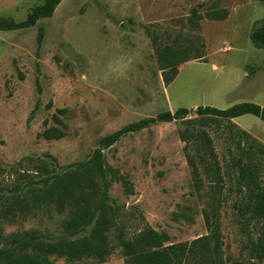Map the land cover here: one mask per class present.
Returning a JSON list of instances; mask_svg holds the SVG:
<instances>
[{
    "label": "rangeland",
    "instance_id": "obj_1",
    "mask_svg": "<svg viewBox=\"0 0 264 264\" xmlns=\"http://www.w3.org/2000/svg\"><path fill=\"white\" fill-rule=\"evenodd\" d=\"M43 1L0 0V17L21 22ZM262 19L261 0H63L52 17L33 27L0 31L4 236L29 230L46 238L63 233L67 214L54 205L34 206L28 192L30 180L48 174L37 166L39 159L53 163L47 165L51 173L85 162L105 135L164 111L189 108L188 119H196L199 106L227 109L254 102L264 107V49L250 39ZM153 40L191 48L184 58L203 44L205 57L180 64L167 85ZM54 114L68 125L67 136L39 137L55 125ZM230 123L264 144V122L243 115L206 128L215 157L198 141L181 137L187 126L201 128L199 122L182 120L157 122L104 150L113 178L109 205L115 225L109 239L116 249L101 264H125L117 235L134 239L147 227L168 233L174 244L191 243L218 227L220 263L250 264L248 244L260 236L264 219L258 204L245 208L233 168L242 149ZM259 168L264 188V157ZM55 264L98 263L56 258Z\"/></svg>",
    "mask_w": 264,
    "mask_h": 264
},
{
    "label": "trees",
    "instance_id": "obj_2",
    "mask_svg": "<svg viewBox=\"0 0 264 264\" xmlns=\"http://www.w3.org/2000/svg\"><path fill=\"white\" fill-rule=\"evenodd\" d=\"M62 1L44 0L42 4L33 7L27 18L21 22L0 17V31L33 27L39 20L52 17ZM43 37L42 29L39 33V42H42ZM250 39L256 47L264 49V19L255 22ZM153 43L162 77L167 85L177 77L180 64L190 59L205 57L203 44L196 48L192 56L184 58L185 51L191 48L183 45L160 46L158 40H153ZM57 112L63 114L66 110L59 109ZM192 112L193 110L189 108H179L175 112L164 111L155 117L129 123L102 137L89 160L60 170L55 167L52 173L47 165L53 163L39 159L37 166L48 174L38 180H30L29 185L33 188L28 192L33 193L34 206L54 205L61 214H67L62 221L63 233L60 236L46 238L37 230H29L7 237L0 228V264H55L56 258L68 261L93 259L98 264L109 260L116 249L109 239L115 221L110 214L109 205L112 201L109 189L113 178L109 179L111 171L106 164L104 150L125 136L140 132L157 122L182 120L188 125L199 122L201 128L198 126V129H193L187 126L181 132V137L184 140L198 141L201 149H205L209 156L215 157L211 146L212 140L206 130L210 125L231 122L243 115H254L264 122V107L254 102H241L227 109L199 106L196 109L198 117L188 119ZM52 118L55 125L46 127L38 136L46 140H60L66 137L68 125L57 114ZM47 124L48 120L45 121V125ZM228 128L237 147L242 149V155L234 158L233 168L237 169L240 189L247 200L245 208L249 211L253 205L258 204L264 219V188L259 177L264 144L236 124L230 123ZM190 162L192 165L193 161ZM24 202L26 201L23 200L22 204ZM243 207L240 206V209ZM207 224L210 228L208 218ZM170 239L168 233L158 232L151 227L142 230L134 239H127L122 232L117 235L118 248L125 264H221L218 255L221 235L218 227L213 228L209 235L191 243L174 244ZM247 249L250 264H264V221L260 236L257 240L249 242Z\"/></svg>",
    "mask_w": 264,
    "mask_h": 264
},
{
    "label": "crops",
    "instance_id": "obj_3",
    "mask_svg": "<svg viewBox=\"0 0 264 264\" xmlns=\"http://www.w3.org/2000/svg\"><path fill=\"white\" fill-rule=\"evenodd\" d=\"M234 120V119H233Z\"/></svg>",
    "mask_w": 264,
    "mask_h": 264
}]
</instances>
